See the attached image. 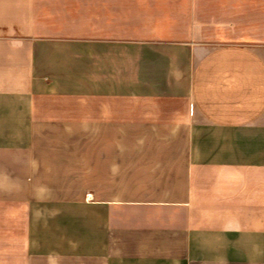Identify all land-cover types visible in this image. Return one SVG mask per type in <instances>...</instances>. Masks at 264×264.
Segmentation results:
<instances>
[{"label": "crops", "instance_id": "crops-1", "mask_svg": "<svg viewBox=\"0 0 264 264\" xmlns=\"http://www.w3.org/2000/svg\"><path fill=\"white\" fill-rule=\"evenodd\" d=\"M0 264H264V0H0Z\"/></svg>", "mask_w": 264, "mask_h": 264}, {"label": "rangeland", "instance_id": "rangeland-1", "mask_svg": "<svg viewBox=\"0 0 264 264\" xmlns=\"http://www.w3.org/2000/svg\"><path fill=\"white\" fill-rule=\"evenodd\" d=\"M107 134V128H95V134ZM55 177V178H54ZM53 178L63 185L69 186V190L66 191L71 197H80L89 193H94L92 188L95 186V176L88 174L87 170L84 169L82 174H76L72 176H53ZM101 187H107V185H100ZM116 191L108 189L95 190V194L98 197H112L116 194Z\"/></svg>", "mask_w": 264, "mask_h": 264}]
</instances>
